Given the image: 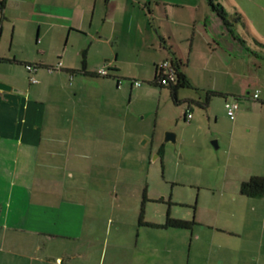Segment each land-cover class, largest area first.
I'll use <instances>...</instances> for the list:
<instances>
[{
    "label": "crops",
    "instance_id": "crops-1",
    "mask_svg": "<svg viewBox=\"0 0 264 264\" xmlns=\"http://www.w3.org/2000/svg\"><path fill=\"white\" fill-rule=\"evenodd\" d=\"M211 2L223 17L210 0H0V83L19 90L0 89V166L21 173L16 184L15 175L0 172V264H71L72 256L55 255L49 233L36 236L75 208L79 226L84 217L81 201L60 198L57 176L62 170L64 181H81L88 166L114 163L121 98L138 95L132 80L151 82L163 60L185 63L199 95L181 99L201 104L202 93L214 91L223 101L234 93L239 102L259 90L261 103L252 107H264V51L253 49L231 20L248 29L244 4L228 1L229 13L231 7ZM260 34L244 33L262 44ZM100 68L109 77L91 75ZM187 113L185 120L192 118ZM252 176L264 173L252 171L231 195L222 192L215 219L196 220L190 244L194 238L203 245L194 246L185 264H264V195L240 193ZM89 254L79 256L89 262Z\"/></svg>",
    "mask_w": 264,
    "mask_h": 264
},
{
    "label": "rangeland",
    "instance_id": "rangeland-1",
    "mask_svg": "<svg viewBox=\"0 0 264 264\" xmlns=\"http://www.w3.org/2000/svg\"><path fill=\"white\" fill-rule=\"evenodd\" d=\"M215 1L229 9L228 1L244 4L248 29L241 21L231 20L253 49L264 51L263 38L258 37L262 43L258 44L252 36L244 35L249 31L264 35V0ZM138 80V95L127 93L121 98L123 132L114 163L88 166V178L81 181L76 176L64 181L62 170L57 176L60 198L84 205L80 226L73 215L78 216L75 208L51 229L37 230V237L49 233L55 255L72 256L71 264H185L202 241L192 238L190 244V229L150 227L147 223L162 224L169 212L172 217L193 219L192 227L197 228V219L217 217V204L225 199L222 192L231 195L252 171L264 173V107H252V103H261L259 100H239L232 120L223 97H211V104L203 108L181 99L183 93L196 99L199 95L193 88L182 87L176 103L167 88ZM234 97V93L228 94V98ZM186 110L192 115L189 120L184 118ZM166 132L175 135L174 142L164 140ZM13 167L0 166V172L15 175L17 184L21 173L13 172ZM225 209L226 204L222 212ZM75 236L90 239L91 244L67 239ZM89 250L86 262L79 254L86 255Z\"/></svg>",
    "mask_w": 264,
    "mask_h": 264
},
{
    "label": "trees",
    "instance_id": "trees-1",
    "mask_svg": "<svg viewBox=\"0 0 264 264\" xmlns=\"http://www.w3.org/2000/svg\"><path fill=\"white\" fill-rule=\"evenodd\" d=\"M210 4L212 5L213 9L217 10V12L220 13V16L223 17L222 16L223 12L221 11V8L218 7L217 5H213L211 0H210ZM166 60L169 62V68L163 69V68H160L159 65H157L155 68V75H154L152 81L149 83L154 85V86L160 87V88H167L169 93H170L171 98L173 99V101L178 103L179 99L177 97V91L182 87H190L188 79L184 73L185 63L180 62L179 60L174 59V58L173 59L171 58L169 60L166 59ZM163 61H165V60H163ZM24 65H26V64H24ZM100 69H104L106 71V73L100 74L99 73ZM100 69H98L95 74H91V75H97V76H101V77H109V73H108L107 69H105V68H100ZM169 69L171 71L170 74H168ZM118 81L120 82V79H118ZM118 81H117V83H118ZM132 81L136 82L138 80H132ZM162 81H164L165 83L163 84ZM138 82L140 85L141 82L140 81H138ZM257 91H258V96H259V90H257ZM253 93L251 95L252 98H253ZM218 95L221 96L223 94H220V93L214 92V91H209L206 94L204 101L201 103L202 107L204 105L206 106V104L209 100V96H218ZM257 98H253V99H257ZM232 99H236V98H232ZM185 101L187 103L189 101L193 102V100H185ZM187 114H189V113H187ZM240 193L242 195H245V196H262V195H264V177L252 176L249 179H247L246 181L242 182L240 185ZM193 224H195L193 219L192 220H186V219H182V218H178V217H172V216H170L169 212L166 214V218H165L164 223H162V224L147 223V225L150 227H158V228H169L170 227V228H178V229H190Z\"/></svg>",
    "mask_w": 264,
    "mask_h": 264
},
{
    "label": "built area",
    "instance_id": "built-area-1",
    "mask_svg": "<svg viewBox=\"0 0 264 264\" xmlns=\"http://www.w3.org/2000/svg\"><path fill=\"white\" fill-rule=\"evenodd\" d=\"M59 66H60V62L57 63L56 66H52V67H50L48 70H49V71L56 70V69L59 68ZM26 67H28L29 69H32V68H31L32 66H30V65H27ZM159 67H160V68H163V69H165V68H169V62H168L167 60L162 61V62L159 64ZM170 72H171V71H170V69H169L168 74H170ZM99 73H100V74H105L106 71H105L104 69H100V70H99ZM31 80H32V82H35V81H36L35 78H31ZM118 83H120V82L118 81ZM133 83H134L135 85H139V82H138V81L133 82ZM162 83L164 84L165 82L162 81ZM257 97H258V91L256 90V91L253 93V98H257ZM224 108H225V111H226L227 116H228L230 119L233 120V119L235 118L236 112H237V110H238V108H239V102H238L236 99H226V100L224 101ZM187 117H190V114H187Z\"/></svg>",
    "mask_w": 264,
    "mask_h": 264
},
{
    "label": "water",
    "instance_id": "water-1",
    "mask_svg": "<svg viewBox=\"0 0 264 264\" xmlns=\"http://www.w3.org/2000/svg\"><path fill=\"white\" fill-rule=\"evenodd\" d=\"M148 1V0H147ZM0 89H6V90H14V91H19L17 89H14V88H11V86L7 85V84H4V83H0ZM165 141H173L175 140V135L172 133V132H166L165 133V138H164ZM215 143V142H213Z\"/></svg>",
    "mask_w": 264,
    "mask_h": 264
}]
</instances>
